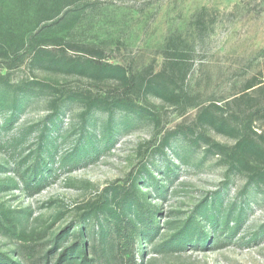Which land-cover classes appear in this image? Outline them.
Returning a JSON list of instances; mask_svg holds the SVG:
<instances>
[{"label":"rangeland","instance_id":"1","mask_svg":"<svg viewBox=\"0 0 264 264\" xmlns=\"http://www.w3.org/2000/svg\"><path fill=\"white\" fill-rule=\"evenodd\" d=\"M78 244L264 264V0H0V264Z\"/></svg>","mask_w":264,"mask_h":264},{"label":"trees","instance_id":"2","mask_svg":"<svg viewBox=\"0 0 264 264\" xmlns=\"http://www.w3.org/2000/svg\"><path fill=\"white\" fill-rule=\"evenodd\" d=\"M87 153V152H86ZM86 156L89 155L85 154ZM46 165H44L45 167ZM41 177V176H39ZM37 178V176L34 178L36 184V189L38 190L41 188L43 179ZM124 247L128 246V243L125 241L123 243ZM56 264H91V261L88 259V255L86 253V250L84 248V245L81 244L75 245L74 247H69L65 249L61 255L59 260Z\"/></svg>","mask_w":264,"mask_h":264}]
</instances>
